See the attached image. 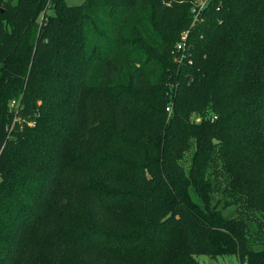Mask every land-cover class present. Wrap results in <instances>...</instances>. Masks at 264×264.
Here are the masks:
<instances>
[{"label":"trees","instance_id":"obj_1","mask_svg":"<svg viewBox=\"0 0 264 264\" xmlns=\"http://www.w3.org/2000/svg\"><path fill=\"white\" fill-rule=\"evenodd\" d=\"M198 2L0 0V264H264V0Z\"/></svg>","mask_w":264,"mask_h":264},{"label":"rangeland","instance_id":"obj_2","mask_svg":"<svg viewBox=\"0 0 264 264\" xmlns=\"http://www.w3.org/2000/svg\"><path fill=\"white\" fill-rule=\"evenodd\" d=\"M70 2H76L77 0H69ZM178 57H176L177 59ZM194 115V114H193ZM194 117V116H193ZM196 119H200L196 117ZM200 264H241L239 258L235 254L218 256L217 258H212L208 255H198L196 256Z\"/></svg>","mask_w":264,"mask_h":264},{"label":"built area","instance_id":"obj_3","mask_svg":"<svg viewBox=\"0 0 264 264\" xmlns=\"http://www.w3.org/2000/svg\"><path fill=\"white\" fill-rule=\"evenodd\" d=\"M199 2L197 3V5H198V8L197 7H195L194 9H193V11L194 12H198L201 8H203V6H204V3H205V0H198ZM196 5V6H197ZM186 35H187V33H185L184 35H183V38L185 39L186 38ZM178 50H185V48H184V42H179L178 43ZM184 52V51H183ZM184 54V53H183ZM183 54L182 55H180L179 56V58H177L176 60H180L181 58H182V56H183ZM169 109V108H168Z\"/></svg>","mask_w":264,"mask_h":264}]
</instances>
